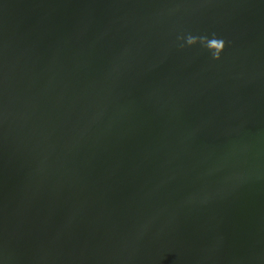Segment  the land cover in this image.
<instances>
[{
	"label": "water",
	"instance_id": "obj_1",
	"mask_svg": "<svg viewBox=\"0 0 264 264\" xmlns=\"http://www.w3.org/2000/svg\"><path fill=\"white\" fill-rule=\"evenodd\" d=\"M0 264H264V0H0Z\"/></svg>",
	"mask_w": 264,
	"mask_h": 264
},
{
	"label": "clouds",
	"instance_id": "obj_2",
	"mask_svg": "<svg viewBox=\"0 0 264 264\" xmlns=\"http://www.w3.org/2000/svg\"><path fill=\"white\" fill-rule=\"evenodd\" d=\"M180 39L184 40L187 46H195L197 44L201 45L212 54V58L215 60H219L221 58V55L226 48L225 41L217 37L215 34H213L211 38L208 36H194L192 34H188L186 37L181 36ZM184 46L185 45H181V47Z\"/></svg>",
	"mask_w": 264,
	"mask_h": 264
}]
</instances>
